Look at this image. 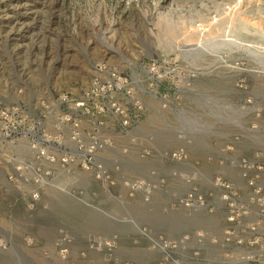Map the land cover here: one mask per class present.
I'll use <instances>...</instances> for the list:
<instances>
[{"label":"rangeland","instance_id":"1","mask_svg":"<svg viewBox=\"0 0 264 264\" xmlns=\"http://www.w3.org/2000/svg\"><path fill=\"white\" fill-rule=\"evenodd\" d=\"M261 232L264 0H0V264H251Z\"/></svg>","mask_w":264,"mask_h":264},{"label":"built area","instance_id":"2","mask_svg":"<svg viewBox=\"0 0 264 264\" xmlns=\"http://www.w3.org/2000/svg\"><path fill=\"white\" fill-rule=\"evenodd\" d=\"M95 70L96 71H103L104 70V67H102L101 65H96L95 66ZM105 72L107 73L108 77H110V80H114L116 79V75L115 73H113L112 71H108L107 69H105ZM96 84V87L98 88L99 87V84L97 82H95ZM70 106L74 107V101L72 99V101H68ZM84 105L83 102H76L75 103V106L76 107H82ZM112 107L113 108H116V105L115 104H112ZM71 108V107H70ZM72 109V108H71ZM75 110V109H73ZM116 113L117 111L120 113L121 111H119V108L117 107L116 109ZM3 113V112H2ZM64 160H67L66 157ZM216 185L222 187V188H225V189H229L230 188V185L229 183H226L224 181H222L220 178H218L216 181H215ZM37 197V194L34 195V198ZM226 197V195H225ZM240 216V214L238 212H230L229 215H228V221L230 222H235L237 220V218ZM257 225H260V223H256ZM250 230H255V227H251V228H248ZM230 236V235H228ZM232 238H236L235 234L232 235ZM238 240H236L235 242L239 245H241L242 243L244 244H249L251 246H254V248L256 247H259L260 249H262V256H261V261H257L255 259H250V258H247L246 259V262H251V264H264V232H261V233H258L256 234L255 236H252V238H249L247 241H245L244 238L242 237H239L237 238Z\"/></svg>","mask_w":264,"mask_h":264},{"label":"crops","instance_id":"3","mask_svg":"<svg viewBox=\"0 0 264 264\" xmlns=\"http://www.w3.org/2000/svg\"><path fill=\"white\" fill-rule=\"evenodd\" d=\"M179 256H180V259L182 260V255H181V254H179Z\"/></svg>","mask_w":264,"mask_h":264},{"label":"bare ground","instance_id":"4","mask_svg":"<svg viewBox=\"0 0 264 264\" xmlns=\"http://www.w3.org/2000/svg\"><path fill=\"white\" fill-rule=\"evenodd\" d=\"M143 186V185H142Z\"/></svg>","mask_w":264,"mask_h":264}]
</instances>
